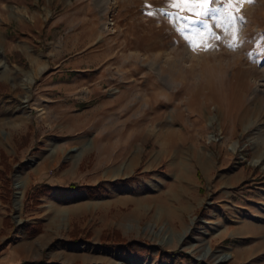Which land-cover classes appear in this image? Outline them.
<instances>
[{
  "label": "rangeland",
  "instance_id": "374dc122",
  "mask_svg": "<svg viewBox=\"0 0 264 264\" xmlns=\"http://www.w3.org/2000/svg\"><path fill=\"white\" fill-rule=\"evenodd\" d=\"M161 7L0 0V264H264V0L181 10L189 39Z\"/></svg>",
  "mask_w": 264,
  "mask_h": 264
},
{
  "label": "trees",
  "instance_id": "16d2710c",
  "mask_svg": "<svg viewBox=\"0 0 264 264\" xmlns=\"http://www.w3.org/2000/svg\"><path fill=\"white\" fill-rule=\"evenodd\" d=\"M17 55L21 57V53L17 52ZM21 64H26L24 61L21 60ZM134 181L133 176L126 179H116L114 181H111L109 183L100 182L95 185H88V184H80L77 182H72L69 184L68 187L63 186H52L50 184H45L41 187H36L34 191L27 192L28 198L32 200L33 205H39L41 203L40 198L45 195H51L56 193V190L61 195H67L69 194L68 189H77V190H86L88 195L93 197L97 195H101L108 191L109 185L118 186L120 184H129ZM11 193V191H10ZM43 231V226L41 223H27V224H20L17 225L14 228V235H18L21 237L24 236H35ZM119 242L122 245H125L126 248L130 251L133 255L143 256L150 254L151 256H159L161 259L167 260L169 258V255L166 252H163L158 245L154 244H148L146 242L142 241H127L120 236ZM22 264H63V263H57V262H51V261H44V260H32V261H25ZM93 264H100V263H93Z\"/></svg>",
  "mask_w": 264,
  "mask_h": 264
},
{
  "label": "snow or ice",
  "instance_id": "6c2138e0",
  "mask_svg": "<svg viewBox=\"0 0 264 264\" xmlns=\"http://www.w3.org/2000/svg\"><path fill=\"white\" fill-rule=\"evenodd\" d=\"M244 2L245 0H166V4L168 5V7L176 9V11H168L166 8L161 7L158 9V12L170 19V22L172 23L175 31L183 34L186 39H189V37L187 36V31L189 30L190 26H180V24L176 23V19L192 20V17L181 16V10L188 13H193L197 17L195 20H192L193 24H202L204 26V29H208L209 20L217 19V16L215 14L220 11V9L217 7H208L209 5H213L216 3H223L225 5H239ZM247 2L251 3L253 2V0H247ZM182 6L187 7L182 8ZM197 8L199 10H197ZM151 14L152 13H149V15ZM228 19L229 21H231L232 19H234V17L229 14ZM240 19H243V17H240ZM204 29L196 30L197 34H199V32Z\"/></svg>",
  "mask_w": 264,
  "mask_h": 264
},
{
  "label": "bare ground",
  "instance_id": "6f19581e",
  "mask_svg": "<svg viewBox=\"0 0 264 264\" xmlns=\"http://www.w3.org/2000/svg\"><path fill=\"white\" fill-rule=\"evenodd\" d=\"M262 144V143H261ZM258 152V151H257ZM263 154V153H262ZM258 160V159H257ZM18 197V199L21 197L20 195H18L17 196ZM206 253H208V251L206 252ZM230 257V256H229ZM221 258V260L223 259V260H225V259H228V255H224V256H221L220 257Z\"/></svg>",
  "mask_w": 264,
  "mask_h": 264
},
{
  "label": "crops",
  "instance_id": "0c3cea01",
  "mask_svg": "<svg viewBox=\"0 0 264 264\" xmlns=\"http://www.w3.org/2000/svg\"><path fill=\"white\" fill-rule=\"evenodd\" d=\"M14 252V251H13Z\"/></svg>",
  "mask_w": 264,
  "mask_h": 264
}]
</instances>
